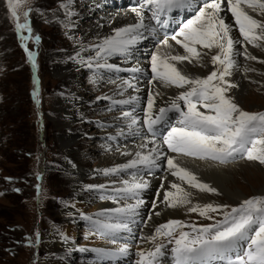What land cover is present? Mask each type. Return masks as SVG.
Instances as JSON below:
<instances>
[{"label": "snow or ice", "instance_id": "snow-or-ice-1", "mask_svg": "<svg viewBox=\"0 0 264 264\" xmlns=\"http://www.w3.org/2000/svg\"><path fill=\"white\" fill-rule=\"evenodd\" d=\"M26 0H8V9L15 20V30L19 35L21 47L29 62L36 66L34 51L29 50L27 42H39L40 37L33 34L29 21L32 8L18 11ZM72 0H64L60 7L71 25ZM135 20L132 23L114 27L109 35L98 38L87 46H81L71 59L88 68L93 75L101 70L109 73L131 72L128 79H122L121 89H137L139 76L144 69L137 62L134 66L122 69L110 63L112 57L125 60L135 58L136 46L146 38L145 34H157L176 23L179 12L193 13L192 18L177 24L179 31L170 36L183 51L176 50L165 35L160 40L158 51L150 57L149 84L156 82L163 88H176L180 91L170 98L165 106L156 109L159 91L149 92L144 116L138 120L135 109L121 111L128 119L127 127L134 130L141 143L126 162L100 170L105 177H121L109 183L87 185L89 192L99 193L100 200L118 205L102 208L92 215L81 213V218L90 225V233L110 241L114 248L92 249L101 261H115L128 255L133 227L145 204L142 193L149 188L146 176L159 168L161 159L166 160L167 171L176 180L169 183L163 191L159 203L167 208H184L188 213L199 216L212 223L196 224L179 219H169L155 227L152 235L144 238L151 246L136 252L135 264H264V194L243 199L238 205L214 203H193L192 189L201 193L219 194L217 188L201 180L192 170L182 166L168 152L225 164L237 157L246 158L264 165V111L243 110L231 97L230 90L237 87L228 77L237 66V57L256 61L258 58L248 50L264 46V0H138L132 7ZM230 13L226 17L224 13ZM155 21V26L146 23ZM228 21H233L232 23ZM234 29L239 36H235ZM27 31V35L22 34ZM242 46L243 50L237 46ZM213 51L215 54L210 55ZM83 53V55H82ZM210 55L213 70L206 76L192 75L182 67L188 65L205 67ZM264 64V60H260ZM245 71H254L246 68ZM38 90L33 96L38 97ZM121 97L124 91L118 93ZM109 99L112 105H133L139 97ZM37 103L39 100L37 99ZM139 125L138 127H136ZM123 132L118 135H123ZM124 155H129L125 152ZM126 177V178H125ZM11 179V178H6ZM40 179V175H37ZM38 193L41 186H37ZM164 188V185H161ZM19 191V189H14ZM160 190H157V196ZM153 209L157 201H153ZM160 215V212H155ZM222 218L217 219L216 216ZM151 219V216H149ZM188 229V230H185ZM129 234V240L121 243L122 234ZM63 239L69 237L61 233ZM39 242V233H37ZM80 251H88L81 248Z\"/></svg>", "mask_w": 264, "mask_h": 264}, {"label": "rangeland", "instance_id": "rangeland-1", "mask_svg": "<svg viewBox=\"0 0 264 264\" xmlns=\"http://www.w3.org/2000/svg\"><path fill=\"white\" fill-rule=\"evenodd\" d=\"M63 2L64 0H26L18 10L21 13L20 22L23 23L22 12L29 7L32 8L29 21L33 34L40 37L39 42L29 40L30 43H27L28 48L37 55L36 66L33 67L21 47V41L18 38L21 33L15 30V20L8 9V0H0V264H42L43 258L47 255L43 248L44 234L49 229L64 232L62 224L69 219L66 218L67 213L64 211L70 205L71 198L80 192L90 196L85 186L93 185L92 176L86 175L82 178L85 189L72 190L75 186L72 178L77 174L68 164L73 161L87 169L96 168L99 165L96 158L89 153L93 151L91 148L93 144L101 140L105 143L98 131L105 127L101 116L113 112L109 101L97 99L102 97L104 89L98 90L96 85L99 83L97 84L96 80L93 81V72H90L88 68H79L77 72H74L75 74L65 79H59L53 72L54 64L57 62L53 58L54 53H57L60 59H66L73 56L74 49L93 43L91 39L83 41L70 34L71 26L57 13L62 9L64 15L65 10L60 7ZM92 15L91 19L95 17L94 12ZM22 34L28 33L25 30ZM34 68L36 71L38 68L40 75V97L33 96L34 89L33 86L31 87ZM249 72L247 71L246 74L251 75V71ZM247 79L250 85L253 87L256 85L255 82ZM257 88L254 90L255 95L249 96L244 105H241L243 110L264 111V89ZM72 91L85 97V105H83L85 118L77 117L72 122L71 128L72 132L76 133L74 135L76 139L70 145V154H67L62 137L63 134L70 132L67 131L63 121H69L68 119L72 118H68L67 114L63 113L60 100H68L73 96ZM31 98L34 99V104ZM104 102L106 106L101 109ZM67 103L69 104L68 101ZM98 116L101 119L97 118ZM95 121L98 126L93 125ZM238 158L233 162L241 159L244 162L260 165L259 171L255 172L256 175L260 174L256 178L252 172H246L249 175L248 178L241 175L238 177L237 188L244 192L245 198L260 195L255 190L264 186V165L246 158ZM38 174L40 179H37ZM38 184L41 186L39 193L36 187ZM214 195L219 197L221 194ZM220 198L222 204L238 205L225 200L223 196ZM84 202L85 211H90L92 202L85 199ZM149 216H151L149 212L145 213L144 221H138L133 229L143 234L144 228L150 222ZM216 218L222 217L217 215ZM183 221L198 225L213 222L199 216L198 213L187 214ZM69 226L75 231L76 247L66 252V258H64L67 260L64 264H90L91 254L78 249L92 246L84 242L98 238H95L90 230H85L78 219L70 220ZM150 226L151 230L153 227L155 229L153 224ZM37 233H39V242H37ZM119 262L117 260L109 264ZM132 262L135 263V261Z\"/></svg>", "mask_w": 264, "mask_h": 264}, {"label": "bare ground", "instance_id": "bare-ground-1", "mask_svg": "<svg viewBox=\"0 0 264 264\" xmlns=\"http://www.w3.org/2000/svg\"><path fill=\"white\" fill-rule=\"evenodd\" d=\"M113 2H115V0H112L110 4L112 5ZM98 3L99 0H72L71 8L73 11V17L70 18V34L74 35L75 37H78L79 39H83V41H88L91 39V41L96 42L98 38L109 35L114 27H120L124 24L132 23L135 20V13L132 12V10L123 9L122 7L120 8L118 6H107L105 8L103 6H99ZM223 3L226 6L227 1L223 0ZM93 12L95 17L91 19V16H93ZM57 13L63 21L66 20L65 22L68 23L69 18L65 17V11L64 15L62 9H60ZM193 15L194 12L185 14L184 17L190 19ZM224 15L226 17H230L231 14L225 12ZM228 22L232 23L233 21ZM233 34L238 37V30L234 29ZM143 43H146L145 39L140 41L136 46V54L134 59L125 60L122 57H112L110 58L109 62L119 65L122 69L130 68L134 66L137 62L144 70L145 68H149L150 57L153 53L158 51L160 44L151 47L150 43H146L145 45ZM169 43L172 44L176 50L180 52L183 51L179 48L178 45L175 44V41L169 39ZM237 47L240 48L241 51L243 50L242 46L238 45ZM247 47L249 52L252 55H255L258 59L256 61H250L244 59L243 56H238L236 58L238 61L237 66L233 68L232 75L228 78L232 83L237 85V87L231 89L232 95L230 93L229 94L231 95L233 100L239 105V107H241V105H244L245 100L249 96L255 95L254 90L256 87H258L259 89H264V64L258 62L260 60H264V46L252 47L248 45ZM79 49L80 48H76L73 50V56H75L76 52ZM139 49H142V52H146V54L143 55V53L140 52ZM54 54L55 55L53 56V58H55L57 62L54 64L53 72L59 79L69 78L73 74H75L74 72H77L79 68L84 67L83 65L79 64L77 60L71 59V57L73 56L68 57L66 59H60L57 53ZM212 54H215V51H213L210 55ZM140 55H142V58ZM210 55L205 60V67L188 65L187 62H185V65H183L182 67L186 72L192 75L206 76L214 68V66L210 63ZM246 68L254 69V71H251V75L246 74ZM89 71L91 72V70ZM131 75L133 74L128 71H121L119 73H109L104 70H101L100 72H97L94 77L92 76L93 81L96 80L97 84L99 83L98 85H96L98 90L103 91L104 89L102 97H111L112 99H126L129 95H135L139 97V103L133 105L114 106L112 105L111 100L106 99V101H109L110 108L113 110V112L108 115L101 116L104 119L105 127L101 129L98 128L99 134L103 138L105 143H103V141L101 140V142L93 144L91 146L93 151L89 153L92 157L96 158L99 165L96 168L87 169L78 166L73 161L69 163L68 165L75 169L74 172L77 174L76 177L72 178L74 179L73 183H75V186H73L72 190L77 191L82 190L84 188L85 185L82 184V178H84L86 175L92 176L93 185L109 183L110 180H119L121 178L105 177L100 174V170L102 169L115 166V164L117 163L120 164L126 162L129 158H131V154L138 150V146L141 143L140 137L134 134V130H130L127 127L129 120L122 117L121 111H129L132 109V107L139 106V110H135L134 115L138 120H142L144 116L143 109H145L147 106V97L149 92L155 93L156 91H159L161 93V96L156 98V109H158L160 106L169 101L170 98L177 95L180 91L176 88H163L159 85L158 82H156L155 84H149L148 81L150 79H142L140 76L139 80L137 81V89H121L119 87L121 80L128 79ZM247 78L255 82L256 85L254 87L250 85V82L247 81ZM121 91H124L123 97L118 95V93ZM72 93L73 96L68 98V100H60L61 110L63 111V113L67 114L68 118H72L68 119L69 121H63V124L66 126L67 131L70 132L68 134H63L62 137V143L65 149L67 150V154H70V145H72L76 139V136H74L76 135V133L72 132L73 130L71 128L72 122H74L77 117L85 118V108L83 107V105H85V97L81 96V94L75 93L74 91H72ZM67 101L69 102V104L67 103ZM105 106L106 103L104 102V104L101 105V109H104ZM99 117L100 116H98L97 118ZM101 117L99 119H101ZM108 119L110 121H108ZM95 124H97L96 126H98V123L96 121L93 125ZM138 126L139 125H137L136 127ZM120 132H123L124 134L118 135V133ZM125 152L129 153V155H124L123 153ZM171 156L176 157L177 161L182 166L192 170L201 180L217 188L219 194H221V197L223 196L225 200L233 202L234 204H239L243 199H246L244 192L237 188V181L239 180L238 177L243 175L247 176L248 178L249 175L246 174V172H252L254 178L258 177V175L260 174L258 173L256 175L255 173L259 171L260 165L251 162H244L241 161V159L237 162H233L234 160H231V162L226 164H218L215 162L199 160L186 156H177L175 154H172ZM164 161V159H161L160 164H166V161ZM163 169L164 173L157 172L145 177V179L149 182V188L144 193H142V199H144L145 204L140 209V216L137 222H143L145 219V213L147 212H149V214L151 215V219H149L150 222L144 228L145 231L143 234L133 229L128 255L118 259L120 261V264H126V262L128 264V261L133 259L137 260L138 257L136 256V252L141 248H148L151 246L144 239L147 236L152 235L154 232V227L151 230V224L156 227L168 218L184 220L187 214H189L184 208L172 209L167 208L162 203H159V201L163 200V191L168 189L170 182L176 180V178L172 177L167 171V165ZM162 184L164 185V188H161ZM157 190H160L159 196H157ZM191 191L194 194L193 203L222 204L220 196H215L213 193H201L194 189H192ZM255 191L257 194H264V186H261ZM154 194L157 197L155 200L157 201V207L155 209H153L152 207V200L154 198ZM87 195L89 196V194L83 195V193L80 192L71 198L69 203L70 205L66 207L67 212L64 211L65 213H67L66 218H69L62 224V229L64 230V232H61L58 229H49L48 232L44 234L43 248L47 252V255L43 258L42 264H64V261L67 260L65 259L66 252L68 250L70 251L72 248L75 249L76 244L74 240L76 234H74V229L69 226L70 220L74 221L78 219L84 225L83 228L85 230H90L89 222L81 218V213L85 215H92L102 208H112L118 206L111 201L100 200L97 197L99 196L98 192L93 193L92 191L90 192L89 197H87ZM84 199L90 200L92 202V206H90V211H85L86 209L84 208L86 205V201L84 202ZM64 212L63 216L65 215ZM155 212H160V215H155ZM61 233L69 237V239H63ZM93 236L98 239H94V241L86 240V242L84 243L89 245L92 244V246H87L88 251H81L86 252L87 254H91V263L89 261L90 257L87 258V261H89L90 264H96L95 262H102L105 264L115 263V261L117 260H99L97 258L96 253L92 251V249L98 248H114L115 245H112L110 241L106 238H101L96 234H93ZM122 237L123 239L120 241L121 243L129 240V234L127 233H123ZM78 250L80 251V249Z\"/></svg>", "mask_w": 264, "mask_h": 264}]
</instances>
